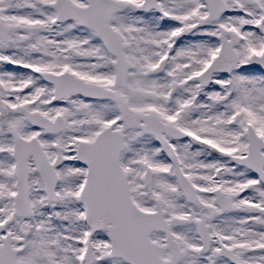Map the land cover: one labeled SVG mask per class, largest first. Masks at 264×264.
<instances>
[{
	"label": "snow or ice",
	"instance_id": "snow-or-ice-1",
	"mask_svg": "<svg viewBox=\"0 0 264 264\" xmlns=\"http://www.w3.org/2000/svg\"><path fill=\"white\" fill-rule=\"evenodd\" d=\"M0 264H264V0H0Z\"/></svg>",
	"mask_w": 264,
	"mask_h": 264
}]
</instances>
